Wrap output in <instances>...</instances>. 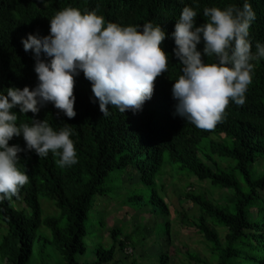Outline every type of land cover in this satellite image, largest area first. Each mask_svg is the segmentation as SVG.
<instances>
[{
    "label": "trees",
    "instance_id": "1",
    "mask_svg": "<svg viewBox=\"0 0 264 264\" xmlns=\"http://www.w3.org/2000/svg\"><path fill=\"white\" fill-rule=\"evenodd\" d=\"M249 2L256 14L248 37L255 52L256 41L264 42V0ZM243 3L244 0H0V90L13 86L31 89L37 84L34 53L24 50L21 38L29 33L48 35L49 20L68 6L82 13L95 11L106 22L122 26L148 21L159 24L168 34L161 47L169 55L168 71L155 79L154 94L141 110L122 113L108 105L110 114L103 116L92 82L82 71L74 77V118H68L51 102L35 115L30 111L19 113L18 107L13 109L19 117L17 123L47 119L57 130L65 123L71 125L77 163L62 167L52 152L46 157H39L34 150L18 154L17 166L27 172L29 182L17 196L0 201V223L7 231L0 240V264H30L34 253L40 264H49L50 250L46 246L34 249L39 235L60 256L57 264H80L77 257L87 250L85 222L94 197L106 195L103 185L110 172L134 167L138 168L141 184L149 190L153 211L166 218L169 236V209L158 179L163 176L164 166L174 165L200 182L208 181L212 187L231 193L230 201L224 204H212L205 194L185 193V199L198 207L194 226L210 244L209 251L217 255L215 264H264V171L258 176L253 171L255 164L264 162V58L254 61L245 103L230 101L223 119L213 129L199 128L175 115L176 101L171 95L182 66L172 55L175 44L170 34L182 8H195L199 25L208 19L203 15L206 6L223 9L232 4L242 7ZM202 48L201 43L198 49ZM41 58L47 59L43 54ZM204 61L214 63L216 57L204 56ZM211 136L216 139H209ZM204 140L207 142L201 144ZM12 144L25 147L22 136H14L9 141ZM217 159L231 164L222 168ZM236 173L243 179L245 189ZM40 198L52 202L59 215L44 216ZM15 201H22L25 208L14 209ZM211 226L226 230L223 244ZM42 227L51 233L50 239L39 233ZM120 235V229H112L110 248H97L96 259L83 264L112 263L116 251L122 252L130 240L127 235L120 240ZM188 257L196 264H212L192 254ZM131 264L137 263L133 260ZM157 264H169L168 254L158 255Z\"/></svg>",
    "mask_w": 264,
    "mask_h": 264
},
{
    "label": "clouds",
    "instance_id": "2",
    "mask_svg": "<svg viewBox=\"0 0 264 264\" xmlns=\"http://www.w3.org/2000/svg\"><path fill=\"white\" fill-rule=\"evenodd\" d=\"M203 15L207 21L197 25L198 11L185 5L174 24L172 55L182 66V74L172 84L171 95L176 101L175 115L199 128L213 129L230 101L245 103L254 61L264 58V42L256 41V51H252L248 37L256 14L249 0L242 7L206 6ZM49 23L48 35L29 33L21 38L24 50L34 53L37 84L31 89L0 90V201L17 196L29 182L27 172L17 166L22 151L34 150L39 157L52 152L62 167L77 163L71 125L65 123L57 130L47 119L17 123L13 109L35 115L51 102L74 118V77L82 71L92 82L103 116L110 114L108 105L122 113L135 112L152 98L155 79L169 69V55L161 47L168 34L152 21L122 26L106 22L95 11L82 13L68 6L56 11ZM213 55L216 62L204 61V56ZM14 136H22L24 148L9 145Z\"/></svg>",
    "mask_w": 264,
    "mask_h": 264
},
{
    "label": "rangeland",
    "instance_id": "3",
    "mask_svg": "<svg viewBox=\"0 0 264 264\" xmlns=\"http://www.w3.org/2000/svg\"><path fill=\"white\" fill-rule=\"evenodd\" d=\"M209 139H216V137L211 136ZM205 142L207 141L204 140L201 144ZM217 162L222 168H227L231 164L228 160L217 159ZM232 164L235 162L232 161ZM253 171L256 176L260 175L264 171V162L259 161L255 164ZM163 172L158 183L164 189L162 196L169 209L167 219L170 222V235L167 234L166 218L155 213L149 204V190L141 184L138 168L112 171L103 185L106 195L94 197L93 207L85 222L87 235L84 242L87 250L83 256L77 257L80 264L94 261L97 248H110V231L114 228L121 230L120 240L125 235L130 236V240L122 252L116 251L114 261L110 264H131L133 260L137 264H157L158 255L161 253L168 254L169 264H196L189 259L188 254L195 255L208 263H216L214 259H217V255L209 251L210 244L203 239L194 226L199 216L198 207L185 199V193L190 191L205 194L212 204L228 203L231 193L228 190L212 187L208 181L200 182L195 177L188 176L180 171L177 165L164 166ZM236 176L245 189L243 179L238 173ZM40 204L44 216L59 215L49 200L40 198ZM12 207L25 208L22 201L12 202ZM211 228L218 233L223 244L226 230L221 227L211 226ZM6 232L5 225L0 223V240ZM39 233L51 238V233L43 227ZM42 246H46L52 254L49 264H57L61 261L58 253L53 252L54 248L48 245L44 236L39 235L34 249ZM31 262L30 264H40L35 253ZM242 264L250 263L245 261Z\"/></svg>",
    "mask_w": 264,
    "mask_h": 264
}]
</instances>
